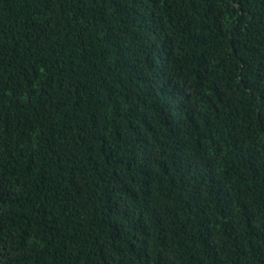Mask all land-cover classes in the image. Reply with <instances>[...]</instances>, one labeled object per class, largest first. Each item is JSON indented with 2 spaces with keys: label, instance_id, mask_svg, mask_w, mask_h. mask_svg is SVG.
<instances>
[{
  "label": "trees",
  "instance_id": "trees-1",
  "mask_svg": "<svg viewBox=\"0 0 264 264\" xmlns=\"http://www.w3.org/2000/svg\"><path fill=\"white\" fill-rule=\"evenodd\" d=\"M0 264H264V0H0Z\"/></svg>",
  "mask_w": 264,
  "mask_h": 264
}]
</instances>
